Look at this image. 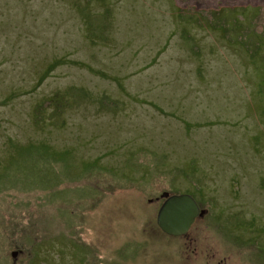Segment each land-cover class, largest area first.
<instances>
[{
  "label": "rangeland",
  "instance_id": "obj_1",
  "mask_svg": "<svg viewBox=\"0 0 264 264\" xmlns=\"http://www.w3.org/2000/svg\"><path fill=\"white\" fill-rule=\"evenodd\" d=\"M0 264H264V0H0Z\"/></svg>",
  "mask_w": 264,
  "mask_h": 264
},
{
  "label": "water",
  "instance_id": "obj_2",
  "mask_svg": "<svg viewBox=\"0 0 264 264\" xmlns=\"http://www.w3.org/2000/svg\"><path fill=\"white\" fill-rule=\"evenodd\" d=\"M165 197L157 215L158 226L172 236L185 234L201 213L198 203L188 194H165Z\"/></svg>",
  "mask_w": 264,
  "mask_h": 264
},
{
  "label": "trees",
  "instance_id": "obj_3",
  "mask_svg": "<svg viewBox=\"0 0 264 264\" xmlns=\"http://www.w3.org/2000/svg\"><path fill=\"white\" fill-rule=\"evenodd\" d=\"M65 62V59L63 60H57L54 61L52 64L49 65L48 69L45 71L44 76L42 75L41 78L39 79L40 82H43L49 75L50 73H52V71L54 70V68L58 65V64H62ZM101 74V73H100ZM102 75V74H101ZM151 180V184H156L157 181H152L155 179H150ZM159 182V181H158ZM199 192V191H198ZM192 195V194H191ZM193 196V195H192ZM195 197V196H194ZM195 199L197 200V202L201 205V209L203 204L205 203L204 199L201 197V193H199V200L195 197Z\"/></svg>",
  "mask_w": 264,
  "mask_h": 264
},
{
  "label": "bare ground",
  "instance_id": "obj_4",
  "mask_svg": "<svg viewBox=\"0 0 264 264\" xmlns=\"http://www.w3.org/2000/svg\"><path fill=\"white\" fill-rule=\"evenodd\" d=\"M160 208H161V207H160ZM160 208H158V212H159ZM202 212H203V211H202Z\"/></svg>",
  "mask_w": 264,
  "mask_h": 264
}]
</instances>
